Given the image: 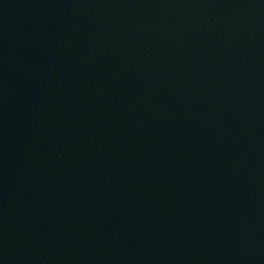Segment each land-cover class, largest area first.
<instances>
[{
  "label": "water",
  "instance_id": "water-1",
  "mask_svg": "<svg viewBox=\"0 0 264 264\" xmlns=\"http://www.w3.org/2000/svg\"><path fill=\"white\" fill-rule=\"evenodd\" d=\"M0 264H264V0H0Z\"/></svg>",
  "mask_w": 264,
  "mask_h": 264
}]
</instances>
